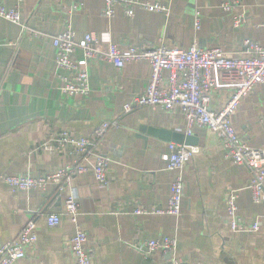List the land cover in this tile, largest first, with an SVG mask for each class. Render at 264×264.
<instances>
[{"label":"crops","instance_id":"obj_1","mask_svg":"<svg viewBox=\"0 0 264 264\" xmlns=\"http://www.w3.org/2000/svg\"><path fill=\"white\" fill-rule=\"evenodd\" d=\"M147 1L164 5L169 14L134 7L128 17L118 7L114 18L106 20L105 0H23L18 4L23 24L41 39L29 38L20 26L0 18V42L13 43L0 47V176L36 177L81 162L68 153H46L40 146L61 131L93 139L101 123L116 125L94 148L95 155L110 161L105 185H98L89 172L72 176L60 196L55 185L21 193L0 183V246L15 239L28 221L37 224L36 246L15 264L73 263L67 246L76 224L63 215L68 195L78 206L77 226L87 235L92 264H169V257L160 251L146 258L133 248L164 236L176 238L180 264H264V203L252 202L249 170L233 164L207 129L195 127L190 135L195 144L187 147L197 148L198 153L181 172L179 215L134 214L136 209H165L175 179V173L166 169L170 143L147 130L188 137L178 111L142 107L123 113V106L147 87L149 63L132 62L119 71L109 63H95L88 67L89 96L69 97L59 90L51 38L66 22L76 42L86 34L98 38L107 34L121 49L150 48L159 42L189 49L196 43L200 49L220 48L232 58L240 54L245 41L264 47V0H239L246 8V23L237 29L232 27V15L219 7L227 0ZM0 3L12 9L17 0ZM74 6L78 8L71 11ZM196 12L201 18L198 31ZM81 55L78 49L76 58ZM230 94L229 89L217 87L210 108L219 111ZM231 123L249 147L264 148V84L256 85L241 101ZM230 191L236 194L240 218L247 224L257 221V232L229 229L224 201ZM50 214L60 215L54 228L45 223Z\"/></svg>","mask_w":264,"mask_h":264},{"label":"built area","instance_id":"obj_2","mask_svg":"<svg viewBox=\"0 0 264 264\" xmlns=\"http://www.w3.org/2000/svg\"><path fill=\"white\" fill-rule=\"evenodd\" d=\"M22 1L17 0V5L12 9H6L0 3V18L20 26L29 38L41 39L39 33L27 32L18 9V4ZM118 7L122 8L128 17L132 16L134 7L153 13L169 14L168 8L164 5L150 3L147 0H105L102 16L106 20H111ZM219 7L232 15L234 29L246 23V8L239 0H227ZM77 8L74 6L71 11ZM200 23V12H196L194 15L196 31L200 29ZM51 42L55 49L56 70L59 72V90L69 97L89 96L91 90L88 67L92 64L109 63L119 71L132 62L149 63L151 73L147 87L143 93L123 106V113L128 114L142 107L161 108L166 112L178 111L184 117L186 136H190L195 127L211 131L218 138L225 156L233 164L245 166L249 170L251 179L248 188L252 202L264 203V148L249 147L240 139L231 123V118L241 101L253 92L256 85L264 84L263 46L245 41L240 54L232 58L220 48L200 49L196 43L189 49L169 47L162 42L150 48L129 46L121 49L107 34L99 38L93 34H86L81 41L76 42L68 22L64 23L59 34L51 38ZM1 46H13V43L0 42ZM78 49L82 53L80 59L75 56ZM217 87L231 91L229 99L219 111L210 108L211 94ZM115 126V124L101 123L93 131L94 140L75 137L68 131H61L42 143L41 150L49 154L68 153L70 156L82 158L81 162L75 161L55 172L36 177L5 174L0 176V183L12 191L21 193H28L31 190L44 191L49 185H55L60 196L65 193L64 189L69 185L72 176L89 172L96 183L103 186L106 184L110 161L106 157L95 155L94 148L96 142ZM168 148L171 153L165 157L166 169L175 173L168 205L165 209H153L151 212L136 209L135 215L178 216L180 213L183 196L181 172L184 165L198 153V149L172 143L168 144ZM89 157H94V161L89 162ZM64 198L63 215L76 224L75 234L67 246L73 259L72 264H92V250L87 247V235L77 226L78 206L75 198L73 195ZM224 205L229 229L232 232L240 229L258 231L257 221L247 224L240 218L236 194L233 191L226 194ZM45 223L49 228H54L60 223V215H47ZM37 241V224L33 220L28 221L15 239L0 246V264L17 263L25 257L26 250L36 246ZM176 244L175 237L164 236L134 245L133 248L146 258L160 251L163 256L169 257V264H180L176 257Z\"/></svg>","mask_w":264,"mask_h":264},{"label":"water","instance_id":"obj_3","mask_svg":"<svg viewBox=\"0 0 264 264\" xmlns=\"http://www.w3.org/2000/svg\"><path fill=\"white\" fill-rule=\"evenodd\" d=\"M147 131L148 134L175 145L194 146L195 144V139L191 136L185 137L184 135H180L178 133L153 128H150Z\"/></svg>","mask_w":264,"mask_h":264}]
</instances>
